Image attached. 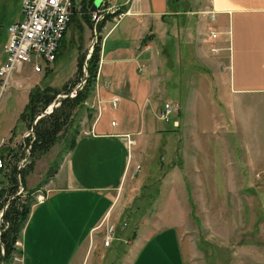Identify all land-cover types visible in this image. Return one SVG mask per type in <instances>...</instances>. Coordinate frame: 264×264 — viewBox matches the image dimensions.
Here are the masks:
<instances>
[{"label": "rangeland", "instance_id": "374dc122", "mask_svg": "<svg viewBox=\"0 0 264 264\" xmlns=\"http://www.w3.org/2000/svg\"><path fill=\"white\" fill-rule=\"evenodd\" d=\"M80 1H73L77 10L67 24V34L55 60L49 63L41 60L39 72L29 64L24 65L14 73L17 77L8 87L0 90V135L9 125L14 127L16 138L21 137L25 126L19 115L34 86L58 88L55 97L58 105L54 107L58 111L67 108L62 100L75 96L70 95L71 90L78 91L84 86L85 82L81 85L79 82L84 79L85 71L89 75L87 60L90 54L86 57L89 45L94 36L93 46L96 45L101 35L100 29L94 33L91 22L84 19L86 14L80 8ZM101 1L93 0L89 11H96ZM21 5V0H0V60L3 44L8 38L7 27L13 20L21 18ZM175 7L180 11L187 8L182 3H176ZM108 25L104 26L103 33ZM82 53L85 55L79 70ZM150 53L153 57L149 52L140 55L143 64L137 74L149 80L138 86L141 88L136 95H144L142 91H146L151 102L158 97L159 110L164 101L178 102L179 127L155 117L148 100L133 107L131 113H123L121 118V100L117 107L108 102L101 104L100 100L94 104L93 96L98 98L105 92L103 88H108L101 79L97 94L93 90L86 100L75 104L72 115L62 125L50 148L23 167L26 187L39 186L45 191L49 169L58 162L75 128L80 131L87 127L99 105L102 106L101 122L105 125H109L111 119L125 122L129 129H140L135 137L139 136L141 140L131 144L124 189L114 203L111 215L100 227L102 232L107 223L114 224L118 238L111 241L106 251L92 252L87 264H91L93 253L100 264H142L150 257L145 255L151 247L145 244L158 228L166 225H173L168 240L171 252L174 235H180L185 264H264V173L262 176L257 170L254 175L251 170L264 166L261 137L264 135V96L258 92H236L235 110H231L224 118L225 123L221 124L222 116L218 115L217 103L210 99L206 83L191 75L197 72L198 60L193 56L189 60L180 59V68L172 69L160 45L153 47ZM146 57H149L148 61ZM180 97L185 100L184 108ZM241 97L242 103H239ZM244 102L254 108V117L249 121L242 110ZM159 110H156L157 114ZM151 124L157 125L159 130L151 131ZM246 144L251 146V156H248ZM20 151H23L20 157L25 156V149ZM249 157H253L254 166L249 163ZM20 178L19 188L22 186ZM85 239L86 247L90 237ZM101 252L106 253L104 259H99ZM126 253L128 255L124 257ZM146 264L154 263L149 259Z\"/></svg>", "mask_w": 264, "mask_h": 264}, {"label": "crops", "instance_id": "0c3cea01", "mask_svg": "<svg viewBox=\"0 0 264 264\" xmlns=\"http://www.w3.org/2000/svg\"><path fill=\"white\" fill-rule=\"evenodd\" d=\"M110 2L118 5L123 14L118 16V12L109 13L101 21L100 60L93 90L97 94L101 79L108 88H103L105 92L99 94L98 98L93 96L94 104L97 100L101 104L110 103L113 96L119 97L117 105L121 104V100V118L123 113H131L133 107L148 100L151 112L159 118L156 112L159 110L158 97L151 102L146 97V91H142L144 95H136L138 88H141L138 86L149 80L137 74L143 64L140 55L149 52L152 56L150 51L159 45L162 52L166 53V60L172 69L180 68V59L189 60L193 56L198 60L197 72L191 75L206 83L210 99L217 103L218 115L222 116L221 124L225 123L224 118L229 116L231 110H235L238 103L233 104V101L238 100L236 92H258L264 96V0ZM176 3H182L187 8L180 11L175 7ZM207 8L216 10L214 23L222 31L217 40L221 48L216 53L208 50L204 40L208 19L201 11ZM107 24L108 28L103 33ZM146 58L148 61L149 57ZM3 59L4 51L0 63ZM15 76L17 77L16 74L14 78ZM232 91L234 94H231ZM179 101L184 108L183 97ZM239 103H242V97ZM101 107L97 106V113L89 125L79 131L73 149L64 155L57 171L45 182V200L32 204L22 229L21 264H87V258L92 252L106 251L110 247L103 245L104 227L102 232L100 227L111 215L114 203L124 189L132 150L128 145L127 134L135 137L140 129H129L125 122L119 123L114 119H111L109 125H105L101 122ZM243 109L248 121L250 117H254V108L250 104L245 105L244 102ZM19 119L25 126L20 138H16L14 127L9 125L0 135V156L6 159L4 165L8 163L11 148L22 142L29 128L26 120ZM150 129L159 130L155 124H151ZM261 137L264 141V135ZM135 140L141 139L138 136ZM246 145L248 156H251V146ZM249 163L255 165L253 157H249ZM251 170L254 175L258 170L263 176L264 166L259 169L253 167ZM250 179L253 180L252 177ZM166 226L158 228L145 244L146 247H151L150 252L145 255L150 257L142 261V264H146L149 259L154 264H159L158 261H162V264H185L180 235H174L176 238L171 252L168 240L173 225ZM96 236L98 237L94 242ZM86 237L90 239L85 247ZM94 253L91 264H100V260H95ZM127 255L126 253L124 257ZM105 256L106 253L101 252L99 259H104Z\"/></svg>", "mask_w": 264, "mask_h": 264}, {"label": "built area", "instance_id": "2783aa9c", "mask_svg": "<svg viewBox=\"0 0 264 264\" xmlns=\"http://www.w3.org/2000/svg\"><path fill=\"white\" fill-rule=\"evenodd\" d=\"M21 8L22 18L12 22L7 27L8 39L3 45L4 59L0 63L1 91H4L8 87L14 78V73L20 71L24 65L29 64L34 71L39 72L42 69L41 60L46 63L55 60L60 41L74 11V3L72 0H22ZM117 10H119L118 5L111 3L110 0H102L97 10L90 12L94 33H96L98 22L104 20L109 13H115ZM201 13L208 19L204 40L207 43L208 50L216 53L221 48L217 40L222 32L214 23L216 10L207 8L202 10ZM122 14L123 12H118V16ZM89 47L90 50L87 55L90 54L93 48V39ZM75 94L76 89L71 90L70 95L73 96ZM109 101L115 107L118 102V97L113 96ZM177 115L178 103L164 101L159 111V118L164 121H171L173 125L177 126L179 125ZM173 116L176 118H173ZM24 137H29V140L27 143H24L25 156L18 159V169L23 168L31 161L30 148L32 140L34 139V131L31 126L26 131ZM127 137L128 145L131 146V144L135 143V138L129 134H127ZM1 141L3 142V138ZM5 162L6 159L0 156V168L4 166ZM19 173L18 171V178H20ZM19 189L17 193L23 191L22 186ZM34 193V202H42L45 200L46 192L44 190L38 189ZM12 197L13 195H10L2 202V206L0 207V222L1 217H3L2 213L8 207ZM0 201L2 200L0 199ZM5 226L6 223L3 220L0 226V233L1 229ZM114 238H118L115 234V226L114 224L107 223L104 229V235L102 236L103 245H110ZM22 245V239L18 237L14 241L15 251L13 253L12 264L22 263ZM0 252H4V247L1 243Z\"/></svg>", "mask_w": 264, "mask_h": 264}, {"label": "trees", "instance_id": "16d2710c", "mask_svg": "<svg viewBox=\"0 0 264 264\" xmlns=\"http://www.w3.org/2000/svg\"><path fill=\"white\" fill-rule=\"evenodd\" d=\"M92 2L93 0L80 1V8H82L86 14V17H84V19L90 21L91 26H93V22L90 18L89 7L91 6ZM76 10L77 9L75 7L72 15ZM119 11L122 10H120L119 8L116 13ZM101 25L102 22H98L97 30L101 28ZM65 33L66 30L64 31L60 43L63 41ZM100 39L101 36L98 43L93 46L90 56L87 60L89 75L85 81L84 86L76 92L75 96L66 97L65 100H62L65 102L64 104L67 105V108H62L60 111H58L57 108H54L50 113L45 115L47 116L46 118H44L45 116H41L35 123L33 127L34 139L32 140L30 148L31 161L32 159H34V157L40 156L41 154L46 152L45 150H48L50 148V146L56 140L58 136L57 133L62 128V125L66 122L67 118L72 115V110L75 104L86 100L89 97L90 92L94 89L98 64L100 60ZM58 52L59 48L56 52V56ZM84 55L85 53L81 54L78 63L79 70L81 68L80 65L82 64V57ZM83 88L84 90H82ZM57 93H59L58 88L51 85H46L43 87L34 86L29 91L28 101L20 112L19 117L26 120L28 122V127H30L35 115L46 109V107L55 100ZM64 106L65 105H63V107ZM73 133L74 135L69 139L67 147L63 149V153L59 158L60 161L58 160V162L55 165L51 166V168L49 169L46 181H48V179L57 171L64 155L73 149L79 130L75 128ZM28 140L29 137H24L23 141L17 147L11 148L12 151L9 154L10 157L8 163L0 168V199L2 200L0 201V207L2 206L3 200L8 198V196L13 195V197L9 201L8 207L3 213V218L6 226L1 229L0 233V241H2L5 245L4 252H0V260L3 257V264H12L13 253L15 251L14 241L22 235V229L29 216L31 206L35 200L33 192H35L36 189L39 188V186H36L28 189L25 185V168H21L20 171L18 169V159L20 158V155L23 154V151L21 152L20 150L24 148V143H27ZM18 171L20 172L19 176L21 177L20 180L23 190L25 191L24 194H22V192L17 193L19 189L17 177Z\"/></svg>", "mask_w": 264, "mask_h": 264}, {"label": "water", "instance_id": "95a60500", "mask_svg": "<svg viewBox=\"0 0 264 264\" xmlns=\"http://www.w3.org/2000/svg\"><path fill=\"white\" fill-rule=\"evenodd\" d=\"M94 37H95V36H94ZM95 40H96V37L93 38V44H94ZM86 57H88V55H86ZM84 68H85V70H86V62H85V67H84ZM87 77H88V72L85 71V72H84V79L82 80V82H79V85H81L83 82H85L86 79H87ZM76 91H77V89H76ZM66 96H67V95H63V97H66ZM60 100H62V98H60ZM57 105H58V101L54 100L52 103H50V104L48 105L47 109H44V111H42V112H40V113H37V114L35 115V118H34L33 122H32L31 128L34 127L36 121H37L41 116H43V115L46 114V113H50V112L54 109V107L57 106ZM19 171H20V169H19ZM2 214H3V213H2ZM3 220H4V218L1 217V222H2ZM1 222H0V226H1ZM0 243L2 244L3 247H5V245H4V243H3L2 241H0ZM0 264H3V257H2V259L0 260Z\"/></svg>", "mask_w": 264, "mask_h": 264}]
</instances>
